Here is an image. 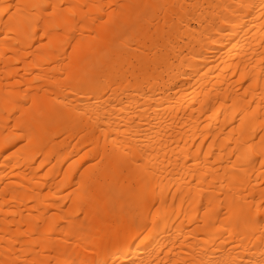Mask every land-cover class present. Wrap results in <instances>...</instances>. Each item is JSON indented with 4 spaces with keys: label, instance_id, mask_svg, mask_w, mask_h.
Returning a JSON list of instances; mask_svg holds the SVG:
<instances>
[{
    "label": "bare ground",
    "instance_id": "bare-ground-1",
    "mask_svg": "<svg viewBox=\"0 0 264 264\" xmlns=\"http://www.w3.org/2000/svg\"><path fill=\"white\" fill-rule=\"evenodd\" d=\"M0 264H264V0H0Z\"/></svg>",
    "mask_w": 264,
    "mask_h": 264
},
{
    "label": "rangeland",
    "instance_id": "rangeland-1",
    "mask_svg": "<svg viewBox=\"0 0 264 264\" xmlns=\"http://www.w3.org/2000/svg\"><path fill=\"white\" fill-rule=\"evenodd\" d=\"M10 6V3H7V4H2L1 7H4V8H7Z\"/></svg>",
    "mask_w": 264,
    "mask_h": 264
}]
</instances>
